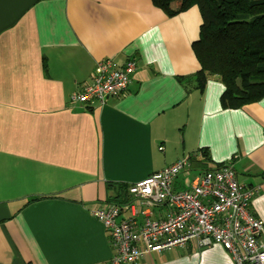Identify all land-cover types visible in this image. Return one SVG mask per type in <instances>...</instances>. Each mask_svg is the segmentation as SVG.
Listing matches in <instances>:
<instances>
[{"label": "crops", "instance_id": "0c3cea01", "mask_svg": "<svg viewBox=\"0 0 264 264\" xmlns=\"http://www.w3.org/2000/svg\"><path fill=\"white\" fill-rule=\"evenodd\" d=\"M201 23L197 6L170 17L152 0H0V264H111L92 209L185 156L195 170L233 161L264 220V98L223 108L219 79L195 88ZM106 58L136 60L129 89L74 103ZM139 264L235 263L192 240Z\"/></svg>", "mask_w": 264, "mask_h": 264}, {"label": "built area", "instance_id": "2783aa9c", "mask_svg": "<svg viewBox=\"0 0 264 264\" xmlns=\"http://www.w3.org/2000/svg\"><path fill=\"white\" fill-rule=\"evenodd\" d=\"M136 68L133 58L122 64L111 58L98 61L92 80L72 101L104 104L129 89ZM181 176L188 179L177 189ZM128 193L129 201L92 209L115 247L111 264H139L151 252L183 247L192 240L199 247L221 245L235 264H264V220L251 211L256 189L238 180L233 161L195 170L191 157L185 156L131 184ZM163 206L167 214L152 218L151 209Z\"/></svg>", "mask_w": 264, "mask_h": 264}, {"label": "trees", "instance_id": "16d2710c", "mask_svg": "<svg viewBox=\"0 0 264 264\" xmlns=\"http://www.w3.org/2000/svg\"><path fill=\"white\" fill-rule=\"evenodd\" d=\"M152 1L170 17L199 8L200 34L192 44L201 66L195 88L203 91L209 78L219 79L223 108L264 98V0Z\"/></svg>", "mask_w": 264, "mask_h": 264}, {"label": "rangeland", "instance_id": "374dc122", "mask_svg": "<svg viewBox=\"0 0 264 264\" xmlns=\"http://www.w3.org/2000/svg\"><path fill=\"white\" fill-rule=\"evenodd\" d=\"M196 174H191V178L195 177Z\"/></svg>", "mask_w": 264, "mask_h": 264}]
</instances>
